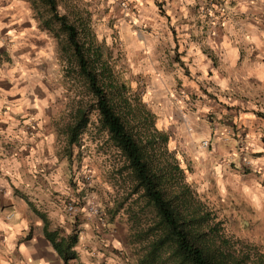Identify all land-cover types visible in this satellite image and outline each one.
<instances>
[{"label": "rangeland", "instance_id": "obj_1", "mask_svg": "<svg viewBox=\"0 0 264 264\" xmlns=\"http://www.w3.org/2000/svg\"><path fill=\"white\" fill-rule=\"evenodd\" d=\"M55 4L58 13L65 15L68 23L74 24L78 30L80 24H85L88 29L90 35H81L83 40L89 41L99 50L101 60L110 69L113 79L117 80L116 87L119 88L115 87L110 95L118 112L141 136L148 131L144 118L146 115L151 116L150 127L167 137L162 145L164 148L156 153L161 160L170 159L178 167V171L173 173L175 182L166 184L167 192L186 191L191 204L199 209V213L207 215L205 229H215L213 234L216 241H227L222 247L226 252L243 258L247 264L264 260V229L249 230V224H255L258 219L264 222V217L250 215L247 206L235 192H231L227 199H222L216 190L213 173L207 167L201 175V170L179 146L172 150L171 142L176 139V127L164 125L166 114L152 112L153 102H141L150 79L144 71L137 69H146L147 65L141 63L138 55L132 53L124 42L126 30L130 29L134 33L148 30L146 24L123 16L125 11L134 12L136 3L133 0H55ZM117 14L122 16L118 18ZM23 33L28 34L30 46L36 44L35 47H38L34 52L26 54L24 49L17 48L16 39ZM40 37L49 44V52L42 54L40 46L44 44ZM25 56L27 59H24ZM26 64H30L29 69L38 67V71L44 73L48 90L46 94H53L49 103L50 108L57 111L54 118L55 146L58 145L62 165L66 168L62 170V175L67 177L65 186L70 189L69 194L61 191L58 199L65 216L74 218L81 210L86 214L85 223L90 227L84 241L88 264H169V250L166 247L151 252L149 243L159 231L155 209L142 195V190L136 187L124 156L101 127L98 112L94 108V98L79 73L66 33L51 15L49 6L45 0H0V84L7 88V79L14 84L25 85L23 80H18L21 76L17 72L26 70ZM79 108L84 111L86 123L78 132L76 140L70 142L68 127L76 122L74 118ZM127 109L131 113L126 117L123 112ZM213 119L216 120L213 115H208L206 121L214 122ZM194 131L197 129L194 128ZM242 134L236 138L234 150L231 151L235 157L230 161L238 165L235 170L247 174L252 163L248 143L244 141L246 136ZM212 141L210 137L208 151ZM233 165L229 163L231 169H234ZM205 181L210 188L201 193L198 189ZM69 203L78 207L75 214L65 211ZM79 230L73 228L65 234L61 230L59 235L75 233L78 246ZM75 246L76 257L70 259L68 264H84L80 260L82 254L78 255Z\"/></svg>", "mask_w": 264, "mask_h": 264}, {"label": "crops", "instance_id": "obj_2", "mask_svg": "<svg viewBox=\"0 0 264 264\" xmlns=\"http://www.w3.org/2000/svg\"><path fill=\"white\" fill-rule=\"evenodd\" d=\"M133 1L136 3L135 11H125L123 16L129 17L132 21L146 24L148 30L145 33H135L134 37L130 33L135 31L126 30L125 45L130 48L132 53L138 55L141 63L147 65L145 61L151 63L147 54L142 50L138 51L134 47H130V45L134 40L144 42L154 37L158 39L152 54V59L157 61V68H162L166 74L172 76L177 93L184 92L186 94V103H190L191 112H196L197 104L210 109L206 113L198 114V123L202 122L199 125L201 127L200 129L194 128L197 129V135L200 130V135L207 133L209 138L212 137L213 143H210L209 151L215 148L213 157L217 159V162L227 164V168L222 169L224 179L231 181L232 175H236L240 177L241 183L254 186L258 182L264 190V151L255 150L256 148L264 149V91L261 90L264 87V82L258 78L261 74L258 65L264 64V58H261L264 56V38H262L261 47L243 41L233 42V47L239 51L236 69L239 73L248 76V87L243 91H240L243 85L237 86L233 81L230 83V87H233L231 93H220L211 81L202 82L197 79L202 75L200 72H197L196 77H193L190 65L194 57L188 56L190 44H198L201 54L207 57V62H210L208 76L211 77L214 73H218L222 77L228 75L224 71L227 68V61L223 58L224 50L215 51L204 45L203 41L210 38L217 44H221L225 35L229 36V40H233L227 31L226 23L239 27L238 21L247 22L264 31V5H260L259 0H256L255 7L260 8L261 11L253 12L254 6L249 4V13H244L239 10V4L243 0H194V3H188L187 0ZM117 16L119 18L122 15L117 14ZM257 21L260 23L257 24ZM27 36L28 34L23 33L16 39L17 48L24 49L26 54L34 52L33 50L38 48L35 47L36 44L29 45ZM168 37L171 38L170 43L167 41ZM40 38L44 44L40 46L43 49L42 54L49 52L51 50L47 46L49 44L44 43V39ZM26 65V70L30 71L34 68L38 71V67L29 69L30 64ZM47 66L49 67V64ZM145 68L147 67L145 66ZM177 73H182V76L187 78L191 84H195L196 87L186 88L184 80ZM17 75L20 77L23 73L17 72ZM147 75H149L151 83V75ZM35 79L33 77L32 81H29L20 77L18 80H23L25 85H17L6 79L7 88L0 84V90H2L0 91V160H11L15 156L18 160L23 161L32 157V163H35L36 169L35 173H28V178L31 180L30 187L33 191H25L23 186L17 187L7 176L5 180H8L11 193L9 194L8 188H0V264H40L41 260L45 264H64L61 256L46 239L45 227L49 231L60 232L63 230L64 234L69 233L73 228H79L80 242L78 246H75V249H79L77 250L78 255L82 254L81 262L88 264L87 246L84 245V241L90 227L85 223L84 215L86 214L81 210L76 213L74 218L71 215L65 216L62 211V203L58 199L61 191L69 194L70 189L67 185L65 186L67 177L62 175V170L66 168H61L60 150L58 145L55 146L57 142H55L54 118L57 111L53 107L50 108L49 101L52 99L48 101L49 106L43 109L42 116L40 108L26 107L23 104L24 100H27L28 104L34 105L37 100L48 98L44 91L47 80L41 79V84L44 85V88H41L35 84ZM30 83L32 84L31 91H25L22 96L20 90L26 89ZM152 102L160 105L152 112L167 113L163 97L154 96ZM208 115H213L216 120L213 119L214 122L206 121ZM37 116L39 119H34ZM173 119L183 123L175 111ZM242 133L246 136L244 141L248 143L251 162L253 160L260 161L259 164H252L247 174H241L235 170L238 169V165L227 158L231 157L236 138ZM49 136L52 138L51 142L47 139ZM218 138L219 142L217 143ZM53 156L56 159L55 164L48 162ZM228 162L234 164V169L229 167ZM22 167H31V163L22 165ZM257 168L260 169L259 172L256 171ZM57 173H59L58 178H56ZM49 177H53V179L49 180ZM245 178H247L246 181ZM31 196L35 198L32 199ZM61 218H63V223H61ZM38 220L44 222L43 226L37 223ZM21 247L24 248V251H21Z\"/></svg>", "mask_w": 264, "mask_h": 264}, {"label": "trees", "instance_id": "obj_3", "mask_svg": "<svg viewBox=\"0 0 264 264\" xmlns=\"http://www.w3.org/2000/svg\"><path fill=\"white\" fill-rule=\"evenodd\" d=\"M45 3L66 33L79 73L94 98V108L98 112L101 127L124 156L136 187L142 190V195L155 209L159 231L149 243L151 252L166 247L169 250V264H247L243 258L222 248L227 241H216L213 234L215 229H205L207 215L199 213V209L191 204L186 191L167 192L166 184L174 181L173 173L178 171L174 161L167 158L161 160L156 154L164 148L162 145L167 137L150 127L149 123L152 122L149 115L144 118V124L149 126L146 135L141 136L129 125L125 116L118 112L110 95L117 86V80L113 79L110 69L101 60L99 50L82 38L90 35L85 24H80L78 30L74 24L67 22L65 15L58 13L55 0H45ZM123 113L127 117L131 111L127 109ZM74 119L76 122L68 127L70 142L76 140L78 132L85 126L86 117L82 108L78 109ZM44 235L64 264L76 257L73 249L77 243L75 233L61 236L59 232L49 231L45 227ZM251 264H264V260L259 259Z\"/></svg>", "mask_w": 264, "mask_h": 264}, {"label": "clouds", "instance_id": "obj_4", "mask_svg": "<svg viewBox=\"0 0 264 264\" xmlns=\"http://www.w3.org/2000/svg\"><path fill=\"white\" fill-rule=\"evenodd\" d=\"M70 2V0H69ZM188 3H194V0H187ZM260 5H264V0H259ZM253 5V12L261 11L260 8L255 7L256 0H243L239 4V10L244 13H249L248 5ZM260 22L257 21V24ZM239 27L232 25L231 23H226V28L228 33L231 35L233 40H229V36L225 35L223 37V42L217 44L215 40L206 39L203 41V44L212 48L215 51L221 49L224 50V59L227 61V68L224 69L228 75L222 77L218 73H214L211 77L208 76L209 63L207 62V57L201 54L200 45L190 44L188 48V56L194 57L192 64L190 65L193 77H196V73L200 72L202 75L197 77L202 82L211 81L217 88L220 93H231L233 87H230V83L235 81L236 85H243L240 88V91H243L244 88L248 87V76L241 74L236 69V61L239 59V51L236 47H233L234 41H243L250 44H254L257 47L262 46V38H264V31H261L259 27L253 26L247 22H239ZM131 36H135V33H130ZM171 38L168 37L167 41L170 43ZM158 43L157 38H151L147 41H135L130 47L135 49L142 50L147 54L151 63H147L146 69H137V71H144L146 74L151 75V83L148 89L144 92L141 97V102L144 104H152V98L163 97L166 102L167 113L163 118V123L165 126L174 125L176 127V139L173 140L172 150H175L177 146L185 152L196 164L198 170H201V175H203V169L207 167L210 173H214L212 178L215 180L216 190L218 191L222 199H227L231 192L237 193L244 204L247 206V211L250 215L257 217H264V190L260 183H255L254 186H250L247 183H241L240 177L232 175L231 181L224 179L222 175V169L227 168V164L217 162V159L213 157V152L216 151L214 148L212 151H208L209 145V135L205 133L204 135H197L194 131V127H199L201 123L199 121V113H206L210 109L206 107H201L199 104L196 105V112H191L190 103H186L187 96L184 92L177 93L175 91V81H173L172 76L166 74L162 68H157V61L152 59V54L155 49V46ZM261 58H264L262 56ZM27 59V57H24ZM258 67L261 69V74L259 75V80L264 82V64H259ZM23 75L21 79H27L32 81V78L35 77V84L44 88V85L41 84V79L44 78L43 72H38L36 69L25 70L21 69ZM181 75V78L184 80L185 87L195 88V84H191L187 78L182 76V73H177ZM254 75V73H252ZM32 84L30 83L26 89H21V95L23 96L25 91H31ZM264 91V87L261 88ZM2 91V90H0ZM45 92L48 90L45 88ZM59 95V93H56ZM53 98V94L49 93L48 98L45 100H37L34 105L28 104L27 100L23 101V104L26 107H38L41 109L40 115H43V109L48 107V101ZM226 103L228 101H225ZM153 109H158L160 105L158 103L152 104ZM19 111V109H17ZM177 112L182 119L183 123H180L178 120L173 119V112ZM34 119H39V116L34 117ZM184 138L181 142V138ZM48 141L51 142V136H49ZM219 142V138L217 143ZM256 151H264V149L256 148ZM35 155V153H34ZM235 157L233 154L228 159ZM49 163L55 164L56 159L53 156ZM31 163V167L23 168L22 165H27ZM253 165L259 164L260 161L253 160L251 162ZM64 165H61L63 168ZM35 163H32V157H29L27 160H18L15 156L11 160L5 159L0 160V188H8L9 194L11 193V188L8 186V180H5V177H9L11 182L17 187H24L25 191H33L30 187L31 180L28 178V173H35ZM257 172L260 169H256ZM59 173H57L58 178ZM49 180H52L53 177H49ZM210 188V185L205 181L203 185L198 189L199 192L203 193ZM231 190V191H230ZM37 223L43 226V221L38 220ZM61 223H63V218H61ZM26 226V225H25ZM264 229V222L257 220L255 224H249L250 231H258ZM79 250V249H77ZM21 251H24V248L21 247ZM40 264H45L43 260L40 261ZM87 264V262H86Z\"/></svg>", "mask_w": 264, "mask_h": 264}, {"label": "built area", "instance_id": "obj_5", "mask_svg": "<svg viewBox=\"0 0 264 264\" xmlns=\"http://www.w3.org/2000/svg\"><path fill=\"white\" fill-rule=\"evenodd\" d=\"M78 210V207L72 203H69L65 207V211H67L69 214H74Z\"/></svg>", "mask_w": 264, "mask_h": 264}]
</instances>
